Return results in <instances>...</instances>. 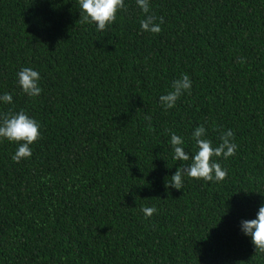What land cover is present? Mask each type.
I'll return each instance as SVG.
<instances>
[{
  "label": "trees",
  "instance_id": "16d2710c",
  "mask_svg": "<svg viewBox=\"0 0 264 264\" xmlns=\"http://www.w3.org/2000/svg\"><path fill=\"white\" fill-rule=\"evenodd\" d=\"M104 31L78 0H0V115L40 124L17 163L0 142V264H264L240 221L264 203V0H151L159 34L141 32L135 0ZM38 70L42 93L17 84ZM187 73L174 108L159 97ZM203 124L238 148L223 181L185 179L172 133L193 152ZM155 207L145 218L141 209Z\"/></svg>",
  "mask_w": 264,
  "mask_h": 264
},
{
  "label": "clouds",
  "instance_id": "9594fccd",
  "mask_svg": "<svg viewBox=\"0 0 264 264\" xmlns=\"http://www.w3.org/2000/svg\"><path fill=\"white\" fill-rule=\"evenodd\" d=\"M136 6L143 13L140 20L141 32L159 34L162 31L164 18L156 16L151 11V0H135ZM81 18L86 23L95 25L98 32L104 31L117 19L118 12L126 8L125 0H78ZM17 84L28 97H39L42 93L40 86L41 76L38 70L23 67L16 73ZM193 81L187 73L181 74L171 82V88L160 95L159 103L165 109H172L184 94L191 93ZM13 95L5 92L0 94V103L11 104ZM40 124L25 110L0 115V142L7 141L16 145L12 155L13 161L19 163L33 155L31 146L40 138ZM207 135L206 127L201 124L192 132L194 150L190 154L186 151L184 137L172 133L169 144L173 152V159L181 163L179 168L166 180L165 187L176 190L183 189L185 179H203L205 181H223L227 170L215 158L224 160L232 157L238 145L235 143V134L231 129L221 134V143L213 145ZM141 211L145 218H150L157 210L155 207H143ZM240 231L250 237L255 254H264V203H262L254 219L240 221Z\"/></svg>",
  "mask_w": 264,
  "mask_h": 264
}]
</instances>
